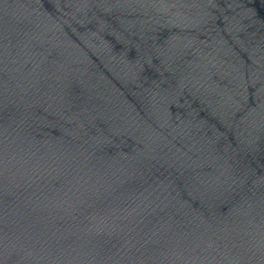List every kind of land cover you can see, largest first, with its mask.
<instances>
[{
    "label": "water",
    "instance_id": "95a60500",
    "mask_svg": "<svg viewBox=\"0 0 264 264\" xmlns=\"http://www.w3.org/2000/svg\"><path fill=\"white\" fill-rule=\"evenodd\" d=\"M0 264H245L108 0H0Z\"/></svg>",
    "mask_w": 264,
    "mask_h": 264
}]
</instances>
